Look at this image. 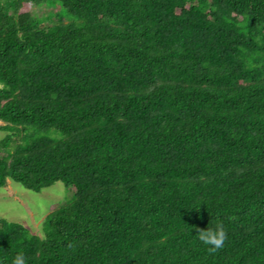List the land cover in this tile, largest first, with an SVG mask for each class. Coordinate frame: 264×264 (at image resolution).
I'll list each match as a JSON object with an SVG mask.
<instances>
[{
    "label": "trees",
    "instance_id": "16d2710c",
    "mask_svg": "<svg viewBox=\"0 0 264 264\" xmlns=\"http://www.w3.org/2000/svg\"><path fill=\"white\" fill-rule=\"evenodd\" d=\"M0 122V188L72 190L0 264H264V0H0Z\"/></svg>",
    "mask_w": 264,
    "mask_h": 264
},
{
    "label": "rangeland",
    "instance_id": "374dc122",
    "mask_svg": "<svg viewBox=\"0 0 264 264\" xmlns=\"http://www.w3.org/2000/svg\"><path fill=\"white\" fill-rule=\"evenodd\" d=\"M30 14L40 27L73 20L71 15L50 1L32 6ZM0 125H2L1 122ZM4 135L5 132L0 130V139ZM38 135L53 140L62 139V136L53 130L41 132ZM71 199L72 190L60 182H55L39 192H33L6 179L4 186L0 188V219L17 223L27 229L30 234L41 238L43 236L42 224L46 215L70 202Z\"/></svg>",
    "mask_w": 264,
    "mask_h": 264
},
{
    "label": "clouds",
    "instance_id": "9594fccd",
    "mask_svg": "<svg viewBox=\"0 0 264 264\" xmlns=\"http://www.w3.org/2000/svg\"><path fill=\"white\" fill-rule=\"evenodd\" d=\"M197 235L204 245L209 246V253H215L223 248L227 239V233L222 225H217L214 229H199ZM12 264H26V258L23 253H18L12 260Z\"/></svg>",
    "mask_w": 264,
    "mask_h": 264
}]
</instances>
